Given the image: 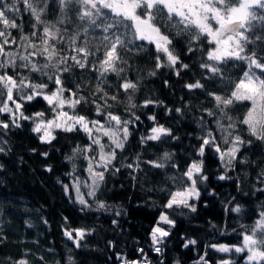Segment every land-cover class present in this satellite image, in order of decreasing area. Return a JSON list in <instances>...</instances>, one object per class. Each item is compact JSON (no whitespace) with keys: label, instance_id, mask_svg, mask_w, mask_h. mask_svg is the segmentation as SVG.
Segmentation results:
<instances>
[{"label":"trees","instance_id":"16d2710c","mask_svg":"<svg viewBox=\"0 0 264 264\" xmlns=\"http://www.w3.org/2000/svg\"><path fill=\"white\" fill-rule=\"evenodd\" d=\"M55 7L56 0H49V13L43 19L53 23L61 19L59 12L52 11ZM21 13L23 18H17V23L24 25L27 34L31 18L22 7ZM69 17L71 23L58 25L62 30L67 28V32L64 43L57 44V48L61 55L70 57L74 53L68 50V39L75 33L78 21L72 13ZM12 35L19 40L16 30H12ZM173 44L180 61L189 65L188 69H180L179 76L173 69H156L151 50L125 55L127 66L120 77L108 74L104 91L108 97L116 95L117 99H107V105L111 107L103 110L119 115L122 120H133V123L129 125L131 135L124 150H117L116 159L105 172L95 198L87 196L89 189L81 186L90 207L79 204L73 187L77 177L91 183L86 170L88 161L78 154L74 160L68 159L74 155L75 148L90 143L86 134L79 129L72 132L55 130L56 139L49 144L42 142L40 134L32 130V120H20V126L16 127L7 113H0V121L9 123L7 129L0 127V148L4 149L0 152V264H17L21 260H26L27 264H69V257L74 264H121L118 263L121 257L139 264H203L201 257L208 264H218L229 258L235 259L236 264H244L240 254L220 253L211 245L238 244L240 225H251L258 219L259 212L264 211V142L249 137L241 127L242 137L251 139L252 143L241 147L232 166L225 167L218 154L208 149L203 157L197 155L200 137L205 131L211 130L218 142L220 132L215 118L204 111L214 108L211 98L201 90L190 91L184 85L196 79L211 91H216L219 85H209L204 79L208 73L198 66L200 53L187 51L185 37H175ZM18 47L9 45L6 50ZM257 52L264 55L259 48ZM33 60L44 62L42 57H33ZM69 64L74 62L69 59ZM176 67L179 68V64ZM2 71L5 70L0 69ZM7 71L28 76L33 83H47L46 92L54 89L52 81L40 73L22 67ZM152 72L155 75H151ZM123 77L138 84L132 97L135 108L131 107L128 95L117 87ZM61 78L65 88L86 97V102L77 105L75 113L89 120L101 119L96 115V105H104L105 101L101 99L102 93L97 91L101 80L98 73L90 67H73L71 75L65 73ZM64 95L68 97L70 93ZM146 100L155 103L145 107ZM177 108L181 112H177ZM64 110L73 111L67 106ZM23 111L26 116L45 112L46 118H50L47 102L41 97L25 102ZM137 116L139 120H135ZM153 116L155 121L149 119ZM157 125L171 129L172 136L163 141L142 142L141 138L149 135L151 128ZM104 142L107 143V138ZM165 152L172 157L165 168L146 163L162 158ZM137 158L138 168L135 166ZM201 159L203 175L208 179L198 182L200 197L192 201L196 211L164 208L169 192L181 187L180 175L193 160ZM129 164L133 167H127ZM220 176L225 179H219ZM173 177L177 178L175 182ZM187 183L185 180L183 186ZM99 203H104L106 208L100 209ZM237 205L241 206L242 213L232 211ZM161 213L167 214L175 224L170 226L160 222L166 231L170 229L169 235L162 243L154 245L151 231ZM67 228L88 229L90 234L77 248L64 235ZM190 240L196 243L189 244ZM155 247H160L161 251L156 252Z\"/></svg>","mask_w":264,"mask_h":264},{"label":"snow or ice","instance_id":"6c2138e0","mask_svg":"<svg viewBox=\"0 0 264 264\" xmlns=\"http://www.w3.org/2000/svg\"><path fill=\"white\" fill-rule=\"evenodd\" d=\"M21 7L31 18L27 34L24 25L17 23V18H23ZM52 11L59 12L61 16L55 23L43 19L49 13V0H0V69L5 70L0 72V113H7L11 124L16 127L20 126V120H32V130L40 134L42 142L49 144L56 139L53 134L55 130L72 132L79 129L86 134L90 143L83 148H75L74 155L68 157L71 161L78 154L88 161L86 170L91 183L80 181L77 177L73 184L76 199L82 206L90 207L81 186L89 189L87 196L95 198L105 172L116 159L117 150H124L131 135L129 125L133 120H122L119 115L103 110L104 107H111L107 105V99H117L116 95L108 97L103 85L107 84L109 73L120 77L125 72L127 60L124 56L133 51L151 50L155 68L173 69L177 76L180 69H188L189 65L180 61L173 39L185 37L187 51L200 53L198 66L208 73L204 79L209 85L219 87L216 91L208 90L199 79L186 83L184 87L190 91L201 90L211 98L214 108L204 111L215 118L220 141L211 130L205 131V135L200 137L198 156L203 157L208 149L218 154L225 167L232 166L241 147L252 143L251 139L242 137L241 127L249 137L264 142V55L257 52V48L264 52V0H56V7ZM69 13L74 14L78 21L75 33L68 39V50L74 53L70 57L61 55V50L57 48V44L64 43V33L67 32V28L62 30L58 25L71 23ZM12 30L17 31L19 40L12 35ZM9 45L19 47L6 50ZM250 45L253 47L250 48ZM33 57H42L44 62L38 63ZM69 59L74 64L70 65ZM178 64L179 68L176 67ZM18 67L47 77L54 89L46 92L47 83H33L28 76L17 72L9 74L7 71ZM73 67H90L101 78L97 91L102 93L101 99L105 104L96 105V115L101 119L89 120L75 113L77 105L86 102V97L65 88L61 78L65 73L71 75ZM150 74L155 75V72ZM117 87L128 95L131 107L135 108L132 97L138 90L137 82L123 77V82L118 83ZM65 92L70 95L65 97ZM37 97L47 102L51 118H46L45 112L41 111L31 116L24 114V103L32 102ZM151 103L155 102L146 100L144 106ZM66 106L73 111H65ZM176 111L181 112V109L177 108ZM149 119L155 121L154 116ZM135 120H139V117H135ZM0 127L7 129L9 123L0 121ZM205 127L202 123V128ZM171 136V129L157 125L141 141H163ZM105 138L107 143L104 142ZM3 151L0 148V152ZM171 159V154L165 152L162 158L146 163L165 168ZM135 166L139 167V158ZM172 179L174 182L177 180L176 177ZM207 179L203 175V160H193L179 177L181 187L169 192V199L163 207L185 208L195 212L192 201L200 197L198 182ZM219 179L223 180L225 176ZM185 180L187 186H183ZM67 188L65 185L66 191ZM99 208L105 209L106 205L99 203ZM232 211L242 213V208L237 205ZM160 222L170 226L175 224L167 214L161 213L159 222L151 231L154 245L162 243L163 238L169 235L170 229L166 231ZM240 229L237 232L238 244H213L211 247L220 253L240 254L244 264H264V211L259 212L258 219L251 225L241 224ZM87 234L90 231L84 228H67L64 232L77 248ZM188 243L195 244L196 241L190 240ZM155 251L160 252L161 248L155 247ZM201 261L208 264L204 257H201ZM17 264H27V261L21 260ZM69 264H74L71 257ZM124 264L139 262L125 260ZM218 264H236V261L222 259Z\"/></svg>","mask_w":264,"mask_h":264},{"label":"rangeland","instance_id":"374dc122","mask_svg":"<svg viewBox=\"0 0 264 264\" xmlns=\"http://www.w3.org/2000/svg\"><path fill=\"white\" fill-rule=\"evenodd\" d=\"M50 118H51V117H50ZM155 226H156V225H155ZM155 226H154V227H155ZM154 227H153V228H154Z\"/></svg>","mask_w":264,"mask_h":264}]
</instances>
